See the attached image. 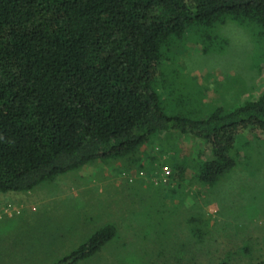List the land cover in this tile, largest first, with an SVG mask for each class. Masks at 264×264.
I'll return each mask as SVG.
<instances>
[{"label":"trees","instance_id":"trees-1","mask_svg":"<svg viewBox=\"0 0 264 264\" xmlns=\"http://www.w3.org/2000/svg\"><path fill=\"white\" fill-rule=\"evenodd\" d=\"M228 21L249 26L253 56L264 53V0H0V192L134 157L172 132L208 143L210 154L165 160L168 181L214 185L237 165L239 130H264V90L198 118L170 112L157 76L175 68L187 40L203 54L223 51L228 39L217 28ZM115 234L114 224L101 225L58 264L91 257Z\"/></svg>","mask_w":264,"mask_h":264},{"label":"rangeland","instance_id":"rangeland-1","mask_svg":"<svg viewBox=\"0 0 264 264\" xmlns=\"http://www.w3.org/2000/svg\"><path fill=\"white\" fill-rule=\"evenodd\" d=\"M217 30L228 39L223 51L203 54L187 40L175 68L159 72L170 112L201 118L217 102L239 104L264 90V53L253 56L250 27L228 21ZM238 134L237 165L212 186L168 181L165 160L197 162L210 154L208 143L172 132L134 157L95 160L29 191L0 192V264H58L107 222L116 227L113 238L75 264L264 260V130Z\"/></svg>","mask_w":264,"mask_h":264},{"label":"built area","instance_id":"built-area-1","mask_svg":"<svg viewBox=\"0 0 264 264\" xmlns=\"http://www.w3.org/2000/svg\"><path fill=\"white\" fill-rule=\"evenodd\" d=\"M164 173L166 176H168L170 174V172L168 170H166Z\"/></svg>","mask_w":264,"mask_h":264}]
</instances>
